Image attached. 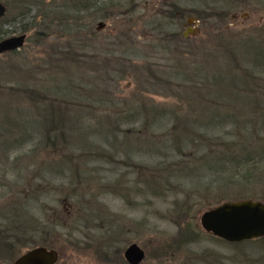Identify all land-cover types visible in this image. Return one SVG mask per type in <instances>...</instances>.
I'll use <instances>...</instances> for the list:
<instances>
[{"label":"rangeland","instance_id":"rangeland-1","mask_svg":"<svg viewBox=\"0 0 264 264\" xmlns=\"http://www.w3.org/2000/svg\"><path fill=\"white\" fill-rule=\"evenodd\" d=\"M0 3V264H264L200 222L264 202V0Z\"/></svg>","mask_w":264,"mask_h":264},{"label":"water","instance_id":"water-1","mask_svg":"<svg viewBox=\"0 0 264 264\" xmlns=\"http://www.w3.org/2000/svg\"><path fill=\"white\" fill-rule=\"evenodd\" d=\"M5 6L0 3V17ZM103 26L102 23L99 24ZM26 34L12 36L0 41V54L24 45ZM203 229L227 242L238 243L264 237V202L252 199L226 201L203 211L200 215ZM124 257L130 264H139L145 251L137 243L129 245ZM60 253L45 246L34 247L20 255L13 264H56Z\"/></svg>","mask_w":264,"mask_h":264},{"label":"trees","instance_id":"trees-1","mask_svg":"<svg viewBox=\"0 0 264 264\" xmlns=\"http://www.w3.org/2000/svg\"><path fill=\"white\" fill-rule=\"evenodd\" d=\"M111 2V1H110ZM77 5H79V4H77ZM76 5V8H75V10H78L77 12L79 13V12H81L82 11V9H84V6H83V8L82 7H80V6H77ZM83 19V17L82 18H77V21H80V20H82ZM68 30H72V26H70V28L68 27ZM256 241V240H255ZM258 242H263L264 241V238H262V239H258L257 240Z\"/></svg>","mask_w":264,"mask_h":264}]
</instances>
